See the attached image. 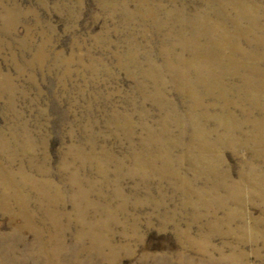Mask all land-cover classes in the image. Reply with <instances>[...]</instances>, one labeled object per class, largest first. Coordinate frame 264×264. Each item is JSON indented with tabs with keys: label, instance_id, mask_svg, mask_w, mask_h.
I'll list each match as a JSON object with an SVG mask.
<instances>
[{
	"label": "rangeland",
	"instance_id": "rangeland-1",
	"mask_svg": "<svg viewBox=\"0 0 264 264\" xmlns=\"http://www.w3.org/2000/svg\"><path fill=\"white\" fill-rule=\"evenodd\" d=\"M5 178L0 264H264V0H0Z\"/></svg>",
	"mask_w": 264,
	"mask_h": 264
},
{
	"label": "bare ground",
	"instance_id": "bare-ground-1",
	"mask_svg": "<svg viewBox=\"0 0 264 264\" xmlns=\"http://www.w3.org/2000/svg\"><path fill=\"white\" fill-rule=\"evenodd\" d=\"M209 14V19L208 20H210L209 22L211 23V25H212V29L215 31L216 29L217 30H219V31H224V29H226V27H225V23L222 21L221 22V20H215L214 18H213V15H212V13H208ZM245 16L247 17V18H249V19H255L256 17H258V18H262L261 16L259 17L258 16V12L256 11V10H250V11H247V14H245ZM192 109H193V111L194 110H196V106H192ZM216 172V171H215ZM214 172V173H215ZM24 183H26V182H24ZM0 184H3V185H5V186H7L9 189L8 190H11V189H14L15 191H16V193H17V198H18V200H20L19 199V191H20V189H21V187L20 186H18V185H16L15 183H14V181H13V179L12 178H5V180H3L2 182H0ZM77 194L79 193L78 191L76 192ZM45 195H46V193H44ZM77 194H74L72 197H75V198H79V195H77ZM56 196V194H54V197ZM43 197H44V195H43ZM4 198H5V200H7V197L6 196H4ZM26 216H28V215H26ZM30 217V218H29ZM28 218L29 219H31V216H28ZM97 238V237H96ZM43 244L44 243H42V239H41V235L40 234H37V237H36V241H35V244H34V248L36 249L34 252H32L33 254H37V255H40V256H45V250H44V247H43ZM96 248H98V246L97 245H94V247L92 248L93 250L94 249H96ZM14 252V249H10L9 251H8V254H12ZM0 254H1V251H0Z\"/></svg>",
	"mask_w": 264,
	"mask_h": 264
}]
</instances>
